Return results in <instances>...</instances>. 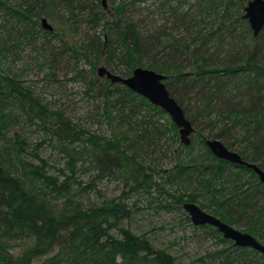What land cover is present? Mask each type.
<instances>
[{"label": "trees", "instance_id": "16d2710c", "mask_svg": "<svg viewBox=\"0 0 264 264\" xmlns=\"http://www.w3.org/2000/svg\"><path fill=\"white\" fill-rule=\"evenodd\" d=\"M108 1L109 10L99 0H0V264H180L155 248L147 232L137 235L122 226L133 215L123 197L84 207L79 198L95 180L83 186L79 162L98 171L97 179L121 175L132 192L166 194L173 200L159 201V207L177 209L190 225L185 202L264 241V183L252 169L216 158L205 143L218 139L264 169V29L255 37L244 18L250 0H196L186 9L180 0H157L158 11L180 15L197 28L190 42L144 29L129 11L136 1ZM43 19L53 31L43 28ZM37 44L47 55L37 65L47 68L46 77L54 83L71 56L74 75L66 81L80 85L109 133L75 123L36 93L22 73L9 69L11 60L25 65L24 51ZM234 46V55L212 61L214 49L232 53ZM100 66L122 77L137 67L166 75L165 84L192 123L201 149L195 151L191 139L168 173L147 164L143 155L156 147L159 135L172 132L169 138L179 142L178 128L171 120L160 124L155 118L166 113L147 98L100 77ZM24 124L36 125L45 138L31 145L21 132ZM54 141L67 158L59 173L40 153ZM192 182L193 192L176 196L165 189V184L186 188ZM197 228L227 244L216 251L218 257H234L239 250L264 259L260 252L234 246L214 227ZM17 248L19 254L13 252Z\"/></svg>", "mask_w": 264, "mask_h": 264}, {"label": "rangeland", "instance_id": "374dc122", "mask_svg": "<svg viewBox=\"0 0 264 264\" xmlns=\"http://www.w3.org/2000/svg\"><path fill=\"white\" fill-rule=\"evenodd\" d=\"M100 4H102L101 0ZM117 3L120 0H116ZM129 3L136 1L135 4L129 6V11L132 12L134 20H139L142 23L144 29L152 32L162 33L166 31L168 34H163V38H169L170 35L182 38L185 42H190L195 38V32L197 28L192 25L186 18H182L180 15L173 14L170 11L163 10L158 11L157 0H126ZM161 1V0H160ZM174 1V0H173ZM184 3L183 8L192 6L196 0H180ZM110 1L107 0L105 9L109 10ZM174 3V2H173ZM173 5H176L175 3ZM247 5V4H246ZM245 5V6H246ZM1 21V20H0ZM102 29V28H101ZM99 29V31H101ZM240 30V31H239ZM252 31V30H251ZM243 32L240 28L237 33ZM194 36V37H193ZM57 36H54L52 44L57 43ZM225 39L224 42H228ZM246 42V41H245ZM59 43V42H58ZM245 43H242V45ZM199 46V44L197 45ZM40 47V48H39ZM41 45L37 44L34 47H29L24 51L25 65L22 62L11 60L9 62V69L15 74H23V80L32 86L36 93H41L45 101L53 102L54 108L63 112L67 117L71 118L75 123L86 127L87 129L97 130L101 133H109L108 125H106L105 119L99 115V110L93 107L92 102L87 101L84 97V90L80 88V85L76 82H67V79L74 75L71 72V66L68 65V61L71 60V56L64 61V68H59L57 72V79L59 82L54 83L46 74L47 68H42L41 65H37V61H42L47 55L44 54ZM245 47V45H244ZM24 49V48H22ZM227 48L219 47L218 50L214 49L215 55L212 61H223L230 54L234 55L238 51L237 46H234L231 50L232 53L225 51ZM206 50V49H205ZM212 53V50H209ZM264 51V49H263ZM41 54V55H40ZM264 54V52L262 53ZM38 57H42L39 58ZM66 56H64V59ZM15 61V62H14ZM40 66V67H39ZM88 67V65H87ZM66 75V76H65ZM65 77V78H64ZM193 104V103H192ZM159 120L160 124L168 126V121L171 120L169 115L165 114L163 117L155 118ZM172 121V120H171ZM16 127L8 130V135L13 136ZM18 131V130H17ZM40 131V132H39ZM23 134L29 139L31 145L41 141L45 138L42 129L33 125L24 124ZM111 134V133H110ZM173 135L171 132L167 135H159L157 139L158 144L156 147L150 148L147 154L143 155V159L147 164L152 163L155 169H163L168 173L173 166L178 162V155L181 152L183 146L180 141H173L169 138ZM192 140L195 141L194 149L198 151L201 149V144L197 141L196 135L193 134ZM156 142V143H157ZM41 156L49 160V164L52 167V171L59 173L61 169L66 167L67 158L61 151V147L56 141L50 143L47 142L40 150ZM87 165H82L79 162L78 176L82 181L83 186L90 183L91 180H95V185L92 189L83 193L79 200L83 203L84 207L89 206H101L106 202H111L115 199L124 198L123 203L127 204L133 210L131 219L123 221L122 226L131 229V231L137 235L147 232L149 238L155 248L165 249L173 256L177 258V262L180 264H264V259L261 255L256 253L246 252L244 254L238 250L234 257L226 258L225 256L218 257L215 255L216 251L227 247L226 243L219 242L215 236L211 235L207 230L197 228L191 223L188 224L183 216L177 209H166L159 207V204L171 201L170 197L166 194L159 192L158 190H152V194L148 190L131 191L129 187L124 184V177L119 175L118 177H108L97 179L96 170H86ZM162 176H157V181L166 183V179ZM96 178V179H95ZM196 184L191 183L186 188H178L175 185L165 184V189L172 195H178L180 192L187 191L193 192ZM161 190V189H160ZM127 193V195H125ZM124 194V195H123ZM153 199H158L153 202ZM123 200V199H122ZM157 201V202H156ZM203 201V199L201 200ZM136 204V205H135ZM185 211V210H184ZM209 212V210H205ZM211 214V213H210ZM235 228L243 231L244 227L238 224L234 225ZM112 234L116 237H120L118 230L113 229ZM261 242L264 243L263 240ZM23 248V247H21ZM21 248L13 250L15 254H19ZM240 253V254H239ZM239 254V255H237Z\"/></svg>", "mask_w": 264, "mask_h": 264}, {"label": "water", "instance_id": "95a60500", "mask_svg": "<svg viewBox=\"0 0 264 264\" xmlns=\"http://www.w3.org/2000/svg\"><path fill=\"white\" fill-rule=\"evenodd\" d=\"M101 2L106 7L107 0H101ZM244 12V18L248 20L253 35L258 36L264 29V0H250ZM42 26L45 30L53 31V26L47 19L42 20ZM97 73L100 77H105L112 83L123 84L135 93L147 98L153 105L161 108L178 128L181 144L184 146L190 145L194 127L186 117L184 109L170 94L165 84L166 75L143 67L135 68L129 77L114 74L105 66H100ZM205 143L216 158L252 169L258 175L260 181L264 183V169L256 163L244 160L238 152L227 147L218 139L207 138ZM183 209L190 217L193 225L214 227L222 234L224 239L232 241L234 246L250 248L264 254V243L254 235L243 232L222 221L203 210L196 203L185 202Z\"/></svg>", "mask_w": 264, "mask_h": 264}]
</instances>
